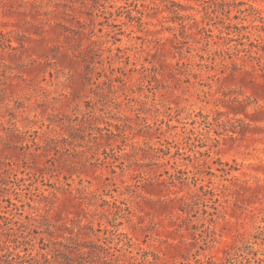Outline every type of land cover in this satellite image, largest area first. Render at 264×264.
<instances>
[{
  "label": "rangeland",
  "instance_id": "1",
  "mask_svg": "<svg viewBox=\"0 0 264 264\" xmlns=\"http://www.w3.org/2000/svg\"><path fill=\"white\" fill-rule=\"evenodd\" d=\"M0 264H264V0H0Z\"/></svg>",
  "mask_w": 264,
  "mask_h": 264
}]
</instances>
